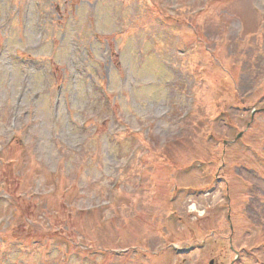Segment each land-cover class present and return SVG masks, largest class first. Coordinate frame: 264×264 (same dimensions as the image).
I'll return each mask as SVG.
<instances>
[{
  "label": "rangeland",
  "instance_id": "rangeland-1",
  "mask_svg": "<svg viewBox=\"0 0 264 264\" xmlns=\"http://www.w3.org/2000/svg\"><path fill=\"white\" fill-rule=\"evenodd\" d=\"M211 261L264 264V0H0V264Z\"/></svg>",
  "mask_w": 264,
  "mask_h": 264
},
{
  "label": "bare ground",
  "instance_id": "bare-ground-1",
  "mask_svg": "<svg viewBox=\"0 0 264 264\" xmlns=\"http://www.w3.org/2000/svg\"><path fill=\"white\" fill-rule=\"evenodd\" d=\"M190 211H191V212H193V211L197 212V209H196L194 206H191V207H190ZM202 214H203V213H202ZM199 215H200V214H199ZM210 263H211V262H210Z\"/></svg>",
  "mask_w": 264,
  "mask_h": 264
},
{
  "label": "water",
  "instance_id": "water-1",
  "mask_svg": "<svg viewBox=\"0 0 264 264\" xmlns=\"http://www.w3.org/2000/svg\"><path fill=\"white\" fill-rule=\"evenodd\" d=\"M210 264H212V262Z\"/></svg>",
  "mask_w": 264,
  "mask_h": 264
}]
</instances>
